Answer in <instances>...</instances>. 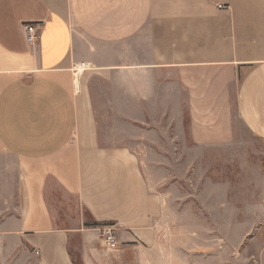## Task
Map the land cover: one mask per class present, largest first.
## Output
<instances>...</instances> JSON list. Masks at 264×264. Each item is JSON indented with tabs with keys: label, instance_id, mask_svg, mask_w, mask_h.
Masks as SVG:
<instances>
[{
	"label": "crops",
	"instance_id": "obj_1",
	"mask_svg": "<svg viewBox=\"0 0 264 264\" xmlns=\"http://www.w3.org/2000/svg\"><path fill=\"white\" fill-rule=\"evenodd\" d=\"M235 123L264 151V0H0V264H171L166 164ZM236 187L215 205H264Z\"/></svg>",
	"mask_w": 264,
	"mask_h": 264
},
{
	"label": "rangeland",
	"instance_id": "obj_2",
	"mask_svg": "<svg viewBox=\"0 0 264 264\" xmlns=\"http://www.w3.org/2000/svg\"><path fill=\"white\" fill-rule=\"evenodd\" d=\"M234 128L242 149L227 159L166 164L164 189L171 209L162 229L163 242L156 249L169 250L171 264H264V205H215L222 183L234 188L233 197L237 184H245L246 200L252 201L255 190L249 186L264 180L262 147L247 137L243 127L235 123ZM154 264L161 260L154 259Z\"/></svg>",
	"mask_w": 264,
	"mask_h": 264
},
{
	"label": "built area",
	"instance_id": "obj_3",
	"mask_svg": "<svg viewBox=\"0 0 264 264\" xmlns=\"http://www.w3.org/2000/svg\"><path fill=\"white\" fill-rule=\"evenodd\" d=\"M218 7H223L221 4H217ZM24 29H26V38L29 42H33L36 39L35 36V26L28 24L25 25ZM88 69V66L85 62L74 63L71 66V72L74 75V78L77 79L84 70ZM100 236L102 241L103 248L109 251H115L119 247L118 238L116 236V229L113 225H104L100 229Z\"/></svg>",
	"mask_w": 264,
	"mask_h": 264
}]
</instances>
